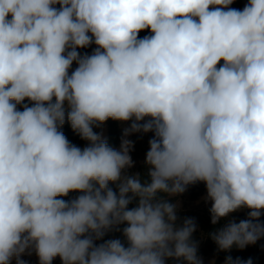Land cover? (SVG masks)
<instances>
[{
  "label": "clouds",
  "instance_id": "9594fccd",
  "mask_svg": "<svg viewBox=\"0 0 264 264\" xmlns=\"http://www.w3.org/2000/svg\"><path fill=\"white\" fill-rule=\"evenodd\" d=\"M234 2L0 0V264H203L171 202L198 182L227 220L218 250L264 238V0ZM109 119L131 121L119 149L94 131ZM141 132L146 174H129ZM113 229L124 242L95 244Z\"/></svg>",
  "mask_w": 264,
  "mask_h": 264
},
{
  "label": "trees",
  "instance_id": "16d2710c",
  "mask_svg": "<svg viewBox=\"0 0 264 264\" xmlns=\"http://www.w3.org/2000/svg\"><path fill=\"white\" fill-rule=\"evenodd\" d=\"M57 7H59L57 5ZM232 8L240 9L242 10L244 7V0H235V2L230 6ZM149 30H144L139 33V38H143L146 35H149ZM95 48V45H91L88 48L85 49H78V51L83 55L84 53L91 54L93 49ZM223 63V61H221ZM77 65L75 62L72 65V68H75ZM219 66V65H218ZM65 136L68 138V140L75 144L78 147H85L87 146V142L82 140L78 135H76L70 125L65 122L64 126L61 129ZM94 131L98 133H103L106 131V140L109 143L110 146L113 148L118 149V146L120 144L121 139V131H122V123L118 121H114L109 119L106 121L100 128H94ZM153 133L149 132V136L152 139ZM140 173L146 174V166L145 164L141 167ZM144 179H146V175L143 176ZM110 187L113 188V190H116L115 184H110ZM78 193H69L68 197H62L65 200L74 198ZM175 199L171 198V202L175 203ZM136 202L134 201L132 204L129 205V208L135 207ZM211 207L203 209L201 212L197 213L194 211L190 212H177L178 220L177 224L182 225L183 220L185 218H192L194 219L197 227L196 231L193 233L192 239L198 243L199 246V252L197 254L201 256H205L207 258H213L214 262L213 264H226V258L231 257L233 261H235L237 258L241 260H248L249 258L252 259L253 264H264V238H261L255 245H248L244 249H239L235 246H233L232 249L228 251H220L218 250L216 244L214 241L210 238V233L215 230V228L221 227L223 224L227 222V220H221L217 225H213L211 223V214L210 209ZM248 218V210L243 209L238 212L230 214V216L227 219L234 220L235 222H240L241 220H245ZM260 222L264 223V215L261 216ZM126 225H120V229L122 230L123 227ZM111 239H120L122 242H124L125 238L123 237L122 231H117L115 229L107 232L104 237L100 240H96L95 244L99 245L104 243L107 240ZM25 261H27V264H39L37 256L33 253L30 256H24L22 257ZM14 264V262H13ZM52 264H62L59 257H56L53 259ZM166 264H178L177 261L168 259L166 260ZM207 264V263H205Z\"/></svg>",
  "mask_w": 264,
  "mask_h": 264
},
{
  "label": "rangeland",
  "instance_id": "374dc122",
  "mask_svg": "<svg viewBox=\"0 0 264 264\" xmlns=\"http://www.w3.org/2000/svg\"><path fill=\"white\" fill-rule=\"evenodd\" d=\"M248 3V0H244V6ZM244 8V7H243ZM75 68H71L70 72ZM131 121L122 123L121 139L123 137L124 129L129 127ZM103 138H106V131L102 133ZM120 139V144H121ZM127 139L133 142V148L130 151V156L134 162V166L127 169L126 171L129 174L140 173L141 167L145 164L146 153L149 150V140L151 139L149 133H132ZM120 144L118 149L120 148ZM206 196V187L204 183L198 182L196 184L188 186L187 190L176 197H173L179 203L177 212H201L203 209L211 207L210 201H205L204 197ZM198 246V252H199ZM198 256L202 259L203 264H213V258H207L205 256Z\"/></svg>",
  "mask_w": 264,
  "mask_h": 264
}]
</instances>
